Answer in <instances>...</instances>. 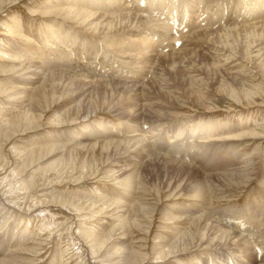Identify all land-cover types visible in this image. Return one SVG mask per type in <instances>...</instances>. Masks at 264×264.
Wrapping results in <instances>:
<instances>
[{
	"label": "rangeland",
	"instance_id": "1",
	"mask_svg": "<svg viewBox=\"0 0 264 264\" xmlns=\"http://www.w3.org/2000/svg\"><path fill=\"white\" fill-rule=\"evenodd\" d=\"M51 1L0 0V264H264L262 1Z\"/></svg>",
	"mask_w": 264,
	"mask_h": 264
},
{
	"label": "bare ground",
	"instance_id": "2",
	"mask_svg": "<svg viewBox=\"0 0 264 264\" xmlns=\"http://www.w3.org/2000/svg\"><path fill=\"white\" fill-rule=\"evenodd\" d=\"M53 1V0H52ZM51 1V2H52ZM79 1H81V0H79ZM85 1V3H88V4H82V6H81V9H77V8H73V9H71V7H76V4H78V0H74L73 1V3H72V6H68L66 9H64V10H57V11H60V13H62V15H66V17H68V18H73V19H75L74 20V22L73 23H76L78 26H82V27H84L85 29H86V31H88V32H90V31H95V29L97 28V27H100V28H102V30H106L104 33H102L104 36H107V35H109V34H111V33H114V32H111L113 29H115L114 28V23H112V21H111V19L113 20L114 18H112V17H115V15L116 14H113V11H114V9H112L111 10V8H100V9H98V7L96 8V10L95 9H93L94 7H92V6H97L96 4H100L101 2H102V0H84ZM108 1V2H107ZM163 1V0H162ZM161 1V2H162ZM195 1V0H194ZM259 0H254L252 3H250V4H253V5H256V3L258 2ZM260 1H262V4H260V7H256V9H255V7H248L249 9H252V10H249V12H251V14H253L256 10H263V7H264V0H260ZM259 1V2H260ZM109 2H111V0H106V3H109ZM150 2V1H149ZM192 2V1H191ZM136 3V2H135ZM155 3H157V2H155ZM159 3V2H158ZM165 3V2H164ZM164 3H159V6H160V8H162V7H168L167 9H170L171 8V3H172V1L171 2H166V4H164ZM104 4V3H103ZM119 4V3H118ZM129 4V3H128ZM127 4V7L129 6ZM132 4V3H131ZM48 5V4H47ZM108 5V4H107ZM116 5H117V3H116ZM125 5V4H124ZM148 5V4H147ZM149 5H150V7L152 8L153 7V3L151 2V3H149ZM164 5V6H163ZM158 6V5H157ZM51 7V6H50ZM103 7V6H102ZM130 7V6H129ZM134 7L135 6H133V8L131 7V9H129V10H133L134 11V13H138V11L137 10H135L134 9ZM137 7V6H136ZM125 9V8H124ZM254 9V10H253ZM111 10V11H110ZM128 10V11H129ZM171 10V9H170ZM147 11V10H146ZM56 12V11H55ZM149 12V11H148ZM152 12H153V9H152ZM247 12V11H246ZM114 13H116V12H114ZM167 13V12H166ZM59 14V13H58ZM121 14V13H120ZM123 15H124V13H122ZM59 15H61V14H59ZM118 15V14H117ZM131 14H127V15H125V18H127V20H128V17L130 16ZM164 15V17H165V13L163 14ZM112 16V17H111ZM119 16V15H118ZM121 16V15H120ZM153 16V15H152ZM166 16H167V14H166ZM122 17V16H121ZM120 17V19H122ZM160 17H162V16H160ZM168 18V17H167ZM155 19V18H154ZM231 19V18H230ZM262 19V18H261ZM117 22H120L121 20H119L118 18H116L115 19ZM111 21V22H110ZM129 21V20H128ZM128 21H127V23H128ZM148 21V20H147ZM123 22V21H122ZM125 22V21H124ZM123 22V23H124ZM121 23V22H120ZM164 23V22H163ZM122 24V23H121ZM166 24V23H165ZM253 25V24H252ZM256 25V24H255ZM254 25V26H255ZM57 26V25H56ZM62 27V26H61ZM236 27V26H235ZM244 27V26H243ZM132 28V27H131ZM155 29L154 30H156V29H163V30H167L166 28H165V25H163V24H161L160 22H159V24H157L155 27H154ZM168 28H169V31H170V29H171V25H170V23H168ZM47 29V28H46ZM60 27H59V30H58V28L57 27H54V29H53V31H51V32H49L50 33V37L51 38H57L58 37V35H57V33L58 32H60ZM130 29V28H129ZM136 29V28H135ZM147 29V28H146ZM250 29V28H249ZM152 30V29H151ZM158 30H156V32L158 31ZM98 31V30H97ZM168 31V30H167ZM166 31V32H167ZM162 32H165V31H162ZM91 33V32H90ZM239 33V32H238ZM223 34V33H222ZM262 34V33H261ZM152 35V34H151ZM163 35V34H162ZM164 36V35H163ZM47 35L44 37V39L43 40H45V41H48V39H47ZM49 37V38H50ZM108 37V36H107ZM236 37V36H235ZM242 37V36H241ZM157 38H159V37H157ZM239 38V37H238ZM251 38V37H250ZM148 39V38H147ZM170 39V38H169ZM44 41V42H45ZM55 41V40H54ZM112 41V40H111ZM111 41H108L109 43H112ZM259 41V40H258ZM47 43V42H46ZM249 43V42H248ZM113 44H115V43H113ZM141 44H147V41H144V42H142ZM254 44V43H253ZM132 45H136V44H133L132 43ZM226 45V44H225ZM256 45V44H255ZM66 46H68V45H66ZM108 46V45H107ZM261 46V45H260ZM60 47V46H59ZM62 47V46H61ZM113 47V46H112ZM130 49V48H129ZM245 49V48H244ZM262 49V48H261ZM261 49L259 48V50L257 49V51L259 52H257L258 53V58H259V56L261 55ZM264 49V48H263ZM63 50V49H62ZM61 50V51H62ZM162 50V49H161ZM127 51V50H126ZM250 51V50H249ZM262 51H264V50H262ZM29 52H33V51H29ZM125 53V52H124ZM254 53H256V51L254 52ZM251 54V53H250ZM61 55V54H60ZM264 55V54H263ZM264 58V57H263ZM34 60V59H33ZM258 60V59H257ZM129 62V61H128ZM38 63H35V62H33V64H32V66L31 67H33L34 69L33 70H27L28 71V73H26V74H33V76L34 77H36V78H34L35 80L34 81H36V80H39V74L40 73H42L41 72V68H39L38 67V65H37ZM39 64H40V62H39ZM47 65V64H46ZM50 65V64H49ZM29 68V67H28ZM45 72H46V70H45ZM44 72V73H45ZM16 73V72H15ZM44 73H42L41 74V76L44 74ZM32 81V80H31ZM79 82H80V80H79ZM71 83V82H70ZM84 83H86V84H84ZM90 83H92V84H90ZM113 83V82H112ZM102 84H103V82H102ZM104 84H106V83H104ZM25 85V84H24ZM82 85V84H81ZM83 85L85 86V90H89V89H91V87H92V85H93V82H91V81H83ZM108 85V84H107ZM100 86V85H99ZM104 87V86H103ZM135 87V86H134ZM135 89V88H134ZM27 90V89H26ZM138 100V99H137ZM242 119V118H241ZM214 126V124L213 123H207V124H205V125H201V124H199L198 123V126L197 127H195V130L196 129H199V128H203V129H209V128H211V127H213ZM131 128H133V130L135 131V129L134 128H136V127H131ZM183 130V129H182ZM134 131H132V132H134ZM149 132V131H148ZM246 132V131H245ZM179 133H180V135L181 134H183L180 130H179ZM207 133V132H206ZM203 134V133H202ZM251 134V133H250ZM173 135V134H172ZM133 136H135V135H132V136H130L129 138L130 139H127V140H125V142H128V144L127 145H124L123 146V149L121 150V152H120V155H122V156H125V157H123L122 159L126 162V163H128L129 165H130V162L131 161H134L135 160V158H137L138 156H141V155H144L145 153V149H150V151H152V146L150 145V144H148V146L147 145H143L142 144V142L139 140V139H134L133 138ZM179 136V135H178ZM175 138L177 137V136H174ZM98 138V137H97ZM147 138H149V137H147ZM169 139V138H168ZM192 139V138H191ZM115 141V140H114ZM172 142L174 141V140H171ZM171 141H170V143H171ZM118 142V141H117ZM115 143H116V141H115ZM119 143V142H118ZM117 143V144H118ZM168 143V142H167ZM113 144H114V142H113ZM112 144V145H113ZM119 144H121V143H119ZM169 144V143H168ZM116 145V144H115ZM123 145V144H122ZM161 145V144H160ZM172 145V144H171ZM190 145V144H189ZM87 146V145H86ZM111 146V145H110ZM109 146V147H110ZM118 146V145H117ZM116 146V147H117ZM201 146V145H200ZM92 147V146H91ZM106 147V146H105ZM114 148H115V146H113ZM112 147V149H114ZM121 147V146H120ZM159 147H161V146H159ZM174 147V146H173ZM90 148V147H89ZM175 148V147H174ZM161 149V148H160ZM110 150V149H109ZM149 151V152H150ZM119 152V151H118ZM120 155L119 156H117L118 158L120 157ZM131 156H136L135 158H133V157H131ZM132 163V162H131ZM117 164V163H116ZM116 166H118V165H116ZM125 166V165H124ZM136 166V165H135ZM133 167H134V165H133ZM178 167V166H177ZM129 168V167H128ZM127 168V169H128ZM130 168H131V166H130ZM131 170H132V168H131ZM128 171V170H127ZM133 172V171H132ZM221 178V177H220ZM193 189H195V188H193ZM202 191H203V189H202ZM208 219V218H207ZM206 219V220H207ZM194 220V219H193ZM200 226V225H199ZM209 226V225H208ZM204 230V229H203ZM207 230V229H206ZM227 232V233H226ZM205 234H207V233H205ZM204 234V235H205ZM219 235H220V233H219ZM221 236H222V238H225V239H222V240H228V242H229V245L230 246H233V247H235V246H238V247H241L242 249H244V250H246V247H248V240H247V237L244 235V234H241V233H239V231H238V227H237V229H235V231L233 232H228V231H225V232H223V234H221ZM205 237V236H204ZM216 237V236H215ZM215 237H214V239H212V241H213V243L215 242V243H217L216 242V240H215ZM219 237V236H218ZM207 239H209V238H207ZM206 239V240H207ZM219 239V238H218ZM221 240V241H222ZM210 241H211V238H210ZM226 244H227V242H225ZM222 244V243H221ZM219 245V244H218ZM225 245V244H224ZM223 245V246H224ZM221 246V245H220ZM227 246V245H226ZM250 246V245H249ZM240 248V249H241ZM249 248V247H248ZM241 249V250H242ZM252 249V248H251ZM257 261V260H256ZM260 261V260H259Z\"/></svg>",
	"mask_w": 264,
	"mask_h": 264
}]
</instances>
